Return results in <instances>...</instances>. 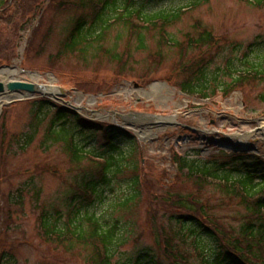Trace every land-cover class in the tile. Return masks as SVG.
<instances>
[{
	"label": "rangeland",
	"instance_id": "rangeland-1",
	"mask_svg": "<svg viewBox=\"0 0 264 264\" xmlns=\"http://www.w3.org/2000/svg\"><path fill=\"white\" fill-rule=\"evenodd\" d=\"M91 2L19 0V6L0 15V81L30 80L59 90L56 97L37 94L6 103L0 110V133L5 123L10 135L18 139L2 153L0 134V253L6 251L1 264H89V251L83 246L49 241L40 232L39 216L43 213L50 222L60 216V227L73 218L69 201L82 178L80 166H88L90 160L76 163L64 142H44L45 125L32 143L22 147L32 132V101L38 99L72 107L86 119L130 133V138L122 140L128 154L112 188L88 207L83 196L75 202H82L80 209L87 207L83 211L95 213L102 224L119 221L113 262L203 264L192 234L187 229L183 230L185 236L179 233L175 216L184 210L173 207L172 200L181 196L199 202L198 214L206 213L230 234L240 228L246 211L239 199L228 197L219 182L190 174L187 169L179 171L174 156L196 161L200 167L205 162L217 165L237 152L254 153L264 160V77L251 78L250 83L229 88L228 93L224 90V83L232 80L224 73L227 59L240 65L252 45L256 56L252 51L247 57L264 63V0L128 1L130 7L148 14L195 5L168 32L187 44L190 37L210 30L218 47L205 45L183 54L178 47L160 45L149 35L146 48L140 50L136 39L129 42L127 34L118 40L123 31L117 22L106 34L102 53L91 50L84 56L80 50H65L66 37L77 18H85L87 27L93 25L96 12ZM112 14L107 12V16ZM115 42L119 53L128 50L131 55L126 67L120 68L103 52ZM202 59L211 62L210 78L216 76V82L210 84L214 92L207 99L183 93L179 87L187 77L181 63L187 62L194 70ZM218 67L220 71H216ZM11 68L18 73L10 74L7 69ZM87 138L100 149V133H90ZM84 141L80 139L81 144ZM135 164L141 176L137 187L133 186ZM20 188L22 202L15 203ZM134 192L137 197L122 206ZM9 207L10 216L6 212Z\"/></svg>",
	"mask_w": 264,
	"mask_h": 264
},
{
	"label": "trees",
	"instance_id": "trees-1",
	"mask_svg": "<svg viewBox=\"0 0 264 264\" xmlns=\"http://www.w3.org/2000/svg\"><path fill=\"white\" fill-rule=\"evenodd\" d=\"M115 1L114 5L111 6V13H115V9L117 10L118 6L122 7V12L116 16V21L119 22L118 24L123 31V33L118 35V40L124 34H128L129 38H131L129 42H132L135 38L137 48L140 50L146 48V40L149 35L156 37L160 45L178 47L180 53L183 54H186L191 49H196L195 47L203 48L205 45L212 46L216 43L212 32L206 29L199 32L197 38L189 36L190 40L187 44H181L176 41L168 32V28L180 19L183 12L179 9L165 10L149 15L143 14L136 7H130L129 2V4L127 2L124 3L123 0V4L122 1L119 4V0ZM14 6H19V0H0V15L8 13L10 7ZM112 16H107V12L103 13L98 21L101 23L100 27H98V23L87 27L86 22H78L75 27V37L71 43L65 44V49L68 51L80 50L79 52L84 56L91 50L96 53H102L106 34L114 26L108 22V19ZM135 17L142 22L137 24L133 19ZM1 21L0 25L3 24ZM92 36H95V38H92ZM166 37L168 40L165 39ZM90 39L91 41L94 39V42L89 41ZM117 46L118 42H115L112 48L105 49L103 52L119 63L120 68L126 67L131 55L128 50H124L122 54L119 53L116 50ZM254 47L251 52L257 50ZM251 54L256 56V51ZM183 62L180 65L182 66L181 71L183 73L186 72L188 77L179 84V87L188 94H198L204 97H208L211 93L213 94L214 89L210 87V84L212 80L216 82V76L211 77L212 79L210 78L209 64L195 71L190 68L191 65H187V62L183 64ZM241 63L237 65L234 61L228 62L224 73L229 75L232 80L229 84L224 83L226 93L230 92L229 88L242 87L246 83H250L251 78L256 79L257 77L260 79V77H264V63L262 61H254L248 57ZM220 70V67L216 69V71ZM32 102V132H30L25 145L22 147L24 148L32 143L40 127L45 125L43 130L44 142L51 141L52 144L64 142L72 161L76 163H81L83 159L90 160L88 166H80L83 171L82 178L75 185L76 195L73 194L69 201V206L71 207L70 215L73 218H70L65 226L60 227L58 226L60 216L54 222H50L47 218V213H43L40 232L49 241L62 244L68 243L71 247H74V244L83 246L89 251L87 260L90 264H116L113 262V255L119 221L111 224L107 220L105 224H102L95 213H91L88 209L83 211V208H87L95 200H102L106 190L112 188L111 185L114 179L118 174L122 173L124 166L122 161L125 160L128 154L123 147L122 140L130 138V133L115 125L86 119L74 109L56 104L47 99H38ZM90 133H100L103 140L100 149H96L91 145L87 138ZM1 135V150L2 153H5V150L8 151L9 145L18 139H16L17 135H10L5 123H2ZM81 138H84V144L80 143ZM174 159L178 163L179 171L187 169L190 174L193 172L197 176L205 177L206 180L210 179L219 182L228 197L239 199V203L246 211V214L242 216L244 222L240 228L233 230L232 234H230L223 227L212 222L206 213L198 214L197 207L199 202L181 196L176 197L177 203L172 200L173 207L184 210V212L180 211L175 216L181 227L179 233L185 236L186 233L183 230L187 229L192 234L194 237L192 242L196 246V251H199V256L202 257V263L264 264L263 158L254 153H231L227 159L217 165H212V167L208 166L207 162L200 167L196 161L192 162L186 157L174 156ZM133 166L132 170L135 172L133 186L137 187L139 182H141L140 169L137 164ZM240 169L243 170L240 171ZM17 192H19V200H16L15 203H20L22 202L23 190L20 188ZM81 193L83 195H91L92 199L87 204V207L80 209V207H76L78 203L75 202L79 199L77 197L83 196ZM11 195L8 200L12 206ZM137 195V192H134L121 205H128ZM9 210L12 213L11 207H9ZM166 244L170 245L169 241ZM207 245L209 246L208 248H206ZM207 250L209 251L207 252ZM204 252H207L208 255L204 254ZM135 264H142V261L137 260Z\"/></svg>",
	"mask_w": 264,
	"mask_h": 264
},
{
	"label": "water",
	"instance_id": "water-1",
	"mask_svg": "<svg viewBox=\"0 0 264 264\" xmlns=\"http://www.w3.org/2000/svg\"><path fill=\"white\" fill-rule=\"evenodd\" d=\"M43 87L36 86L33 83L22 82V81H9L7 83L0 81V95L7 93H28L34 95L42 92Z\"/></svg>",
	"mask_w": 264,
	"mask_h": 264
},
{
	"label": "bare ground",
	"instance_id": "bare-ground-1",
	"mask_svg": "<svg viewBox=\"0 0 264 264\" xmlns=\"http://www.w3.org/2000/svg\"><path fill=\"white\" fill-rule=\"evenodd\" d=\"M7 70H9L8 72L10 74L18 73V70L15 68L7 69ZM3 73H4V71H3ZM34 77H36V75ZM42 91H43V94H49V95L54 96V97H56L59 93V90H57L54 86H50L48 88H43ZM28 97L31 98V95L27 94V93H23V94H21V93H7V94L3 95V97L0 99V110L2 109V107L6 103L15 101L17 99H22V98L27 99ZM261 128H263V126ZM262 131H263V129H262Z\"/></svg>",
	"mask_w": 264,
	"mask_h": 264
}]
</instances>
